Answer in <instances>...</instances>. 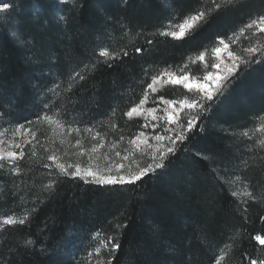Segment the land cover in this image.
<instances>
[{
    "label": "trees",
    "instance_id": "1",
    "mask_svg": "<svg viewBox=\"0 0 264 264\" xmlns=\"http://www.w3.org/2000/svg\"><path fill=\"white\" fill-rule=\"evenodd\" d=\"M5 2L13 9L0 13V123L14 128L27 122L36 139L25 146L19 172L6 164L0 169V222L28 216L24 225L0 227V264H214L225 244L232 245L226 264L264 259V246L253 239L264 236V133L243 135L264 114V61L241 64L185 131L183 143L177 141L166 167L134 184L102 186L43 167L53 164L49 130L35 123L47 109L108 139L135 136L143 120L124 113L143 97L151 77L164 69L179 74L185 64L199 76L202 63L191 61L201 51L210 56L218 37L227 42L264 14V0H217L218 9L212 0ZM208 7L209 22L183 39L160 35L170 21ZM258 42L264 44V34L241 38L234 50ZM104 48L128 56L105 60L98 56ZM92 64L95 69L86 71ZM77 72L86 79L77 78L66 92ZM184 94L180 87L162 92L173 100ZM237 176L246 182H237L239 190L247 186L256 201L241 204L244 197L231 195ZM109 238L121 245L111 255L110 245L101 246Z\"/></svg>",
    "mask_w": 264,
    "mask_h": 264
},
{
    "label": "snow or ice",
    "instance_id": "2",
    "mask_svg": "<svg viewBox=\"0 0 264 264\" xmlns=\"http://www.w3.org/2000/svg\"><path fill=\"white\" fill-rule=\"evenodd\" d=\"M62 3L67 4L68 0H61ZM212 4L215 8H220L222 5L217 2V0H212ZM13 9V5L5 2V0H0V13H7ZM213 14V8H201L196 11L195 14H191L184 18L181 22L173 24L171 21L169 22V29L167 31H163L160 35L170 36L175 39H183L186 35L190 34L195 30L197 26L202 24H207L209 22L210 17ZM178 29V30H176ZM251 34L250 36L248 34ZM257 34H264V14H259L255 18L250 19L248 23H246L243 27H241L238 32H234L232 36L228 37L226 42L225 38L218 37L217 45L213 46L210 50L211 54L216 57V60L219 63H211L205 64L204 67V75L202 77H197L191 73V70L188 68V65L185 64L182 68L179 69V74L173 71H169L168 69H164L156 75L151 77V81L146 84L143 92V97L139 100L138 103L134 104L130 107L124 115L128 119H133L134 117L143 116L145 120L148 119V116L151 117L153 121H163V125L160 123L152 124L153 128L162 127L163 134L156 133L154 135V139L156 141L155 145H152L148 142L146 138V133L143 131L138 132L135 136L128 139L129 148H125V155L121 156V153L117 151L115 155L117 157H121L119 162H114L110 164L104 170H93L91 164L86 167H81L79 163L73 164H64L59 163L60 157H58L55 152L47 157L49 161H52L53 164L45 163L43 167L51 169L53 166L59 170L60 175L71 176L72 178H81L84 179L87 183V177H91L92 181L98 185L102 186H123L125 184H134L135 182L141 181L143 177L149 174H155L157 170H162L166 167L165 161L168 160L170 154H175L177 148V141L183 143L186 139L185 131H189L194 126V121H196L201 111H207L208 107H210L209 102H213L217 95H222L223 91V81L228 79V77H221L218 72H213L211 69H219L221 64L225 63L223 54L227 53V58L231 61V64H225L228 68L229 74H234L236 69L239 68L241 64L245 66L250 64H256L264 61V44L262 43H249L248 46L244 47L241 52H236L231 48L232 44H236L241 41V38L251 39V37L256 36ZM151 43V41H149ZM222 46V47H221ZM136 53H141L143 49L136 48ZM206 51H201L192 61L191 63L196 64L198 62H204L206 57ZM121 53L123 56H128V52L124 49H121L119 52H110L107 48L101 49L98 53V56L104 58L105 60H115L120 57ZM259 54V55H257ZM102 62L100 60L97 61ZM96 67L95 64L91 66H85L86 71L90 72L94 70ZM167 77V79H165ZM84 80L86 79V75L80 72H77L74 77H72V83L68 84V87L65 89L66 92L71 91L73 83L76 79ZM181 85L184 89L191 93V97L185 96L182 99L173 100L166 99L163 95H160L153 99L151 102L155 104L154 107L144 108L143 106L149 103V91L155 95L158 92V88L156 85ZM214 83L216 87L214 90H209L208 84ZM59 85H56V88H59ZM56 95L59 93L56 92L55 88L52 89ZM164 105V107H161ZM185 110L194 111L195 115L190 116L186 121L182 119L181 113ZM145 113L147 115H145ZM260 123L259 125L250 131H245L243 133L244 136L248 137L254 135L256 132L264 133V114L258 116L257 118ZM43 122H47L49 124L54 122V117L45 113L43 116L38 117L36 120V124H40ZM57 124L60 125L61 128L64 127V123L60 120H55ZM32 123V122H29ZM167 125H174V127H168ZM23 127V126H21ZM112 127H115L113 124ZM142 128L148 127V123L141 125ZM33 139H36V132L31 129H25ZM92 133V128H84L81 130L80 128H75L72 126H68L67 132L70 135L72 132H75L79 135L81 132ZM168 132L175 133L174 136L167 135ZM3 135V133H0ZM102 134L100 132H96L94 137H100ZM121 140H124L125 137L121 136ZM164 141H168L169 143L165 144ZM31 141H29L30 143ZM63 142V141H62ZM3 141H0L2 144ZM37 143L39 140L37 139ZM77 145L81 144V141L78 139L76 141ZM260 145L264 147V139L260 140ZM20 147V145H17ZM146 147L151 151L148 152L151 162L146 164H140L137 159H135V155L138 151L143 154L142 148ZM96 146L94 145L92 151H95ZM47 151V149H46ZM36 153L32 152L34 156ZM81 155L83 152L80 153ZM67 155V153H65ZM25 156L24 152H14V151H5L3 148H0V169L5 167V162L13 164L12 172H19L20 166L16 163L17 159H23ZM123 161H129L130 163L126 167ZM135 164L136 167L132 168L131 165ZM244 167H248V162H243ZM69 169H73L69 171ZM113 169H115V174L113 173ZM123 173V174H122ZM49 175H53L52 172H49ZM245 183L240 176H237L235 180L230 181V183L237 185V190H233L231 195L233 197H244L241 200V204L248 203L249 200L256 201L258 197L252 192L249 191L247 186H245L243 191L239 190V183ZM52 183L50 182L45 187L50 189L52 187ZM264 200V197L260 198ZM248 209L244 208L243 212H247ZM264 220V217H261ZM28 220V216L25 215L21 218H16L13 215H8L3 218L2 222H0V227L3 226H11V225H24ZM119 227V226H118ZM97 237L100 236V233L96 234ZM255 241H257L260 245L264 246V236L259 234L253 237ZM30 243V241H29ZM111 246L112 252L110 255L114 253L116 249L120 248V243L118 240H114L113 238H109L105 243L101 241V246L104 248H108ZM232 249L231 244H225L223 248L219 250L217 255L214 258V264H226L230 256V252ZM101 251L100 248L96 249V252L99 253ZM91 255V254H90ZM98 264L100 262L98 261ZM106 264H111V260H108ZM248 264H264V259L249 258Z\"/></svg>",
    "mask_w": 264,
    "mask_h": 264
},
{
    "label": "rangeland",
    "instance_id": "3",
    "mask_svg": "<svg viewBox=\"0 0 264 264\" xmlns=\"http://www.w3.org/2000/svg\"><path fill=\"white\" fill-rule=\"evenodd\" d=\"M178 30V29H176ZM239 43L232 44L231 48L234 50V46H237ZM222 47V46H221ZM238 51V49H237ZM224 61L225 63L221 64L219 69H209L213 72H218L221 77H229L231 74L228 72V68L225 66V64L230 65L231 61L228 60L227 58V53L223 54ZM202 63V72L199 76L197 77H202L204 75V67L205 64H211V63H219L218 60H216V57L214 55H210L205 57V61L201 62ZM167 79V77H165ZM227 80V79H226ZM223 81L224 82L226 81ZM158 88V92L153 95L149 91V103L145 104L143 107L149 108V107H154L155 104H153L151 101L155 99L156 97L162 95L163 90L169 87H180L183 88L181 85H163L158 84L156 85ZM209 90H214L216 85L214 83H209L208 84ZM184 89V88H183ZM187 94H184L185 96L191 97V93H188L186 89H184ZM185 96H182V99ZM175 99V100H178ZM161 107H164V105H161ZM45 113L51 115L54 117V122L49 124L47 122H43L42 124L49 130V136H48V143L47 145L50 147V153L52 154L55 152V154L60 157V160L58 161L59 163H64V164H77L79 163L81 167H86L89 164L92 165L93 170H104L106 169L110 164H113L114 162H119L121 160V157H117L115 153L119 151L121 153V156L125 155L126 153L124 152L125 148H129L130 145L128 144V139L131 137L124 136L125 139H108L104 134H102L100 137H94L95 133L98 132L96 128L94 127H86V128H92L93 132L92 133H86V132H81L79 135H77L75 132H72L70 135L67 132L68 126H72L75 128H80L78 125H74V123H69L66 122L64 119L59 117L58 115L52 114L50 111L47 109H43L42 113L40 115L43 116ZM145 115H147L145 113ZM195 115L194 111H188L185 110L184 112L181 113L182 119L187 120L190 116ZM133 119H142L143 124L148 123V127L144 128L143 132L146 133V138L148 139V142L152 145L156 144V141L154 139V135L156 133H161L163 134V128L158 127V128H153L152 124L155 123H160L163 125V121L157 122L151 120V117L148 116V119L145 120L143 116L141 117H134ZM55 120H60L61 122L64 123V127L61 128L59 124L55 122ZM28 123L25 122L23 127L18 126L14 128H8L4 127L0 123V133H3V135H0V141H3L2 144H0V148H3L5 151H14L17 153L23 152L25 146L29 143V141L32 140L31 135L25 131V129L28 128ZM168 127H174V125H167ZM83 130L82 128H80ZM167 135L169 136H174L175 133L173 132H168ZM81 141L80 145L76 144L77 140ZM63 141V142H62ZM165 144L169 143L168 141H164ZM17 145H20V147H17ZM96 146L95 151H92L93 146ZM143 154H141L140 151H138L135 155V159L139 161L140 164H146L150 163V157L148 155V152L151 151L150 149H147L146 147L142 148ZM83 152L81 155L80 153ZM67 153V155H65ZM50 154V155H51ZM19 159H17L16 163L18 164ZM51 162V161H50ZM53 163V162H52ZM125 163L126 167L130 163L129 161H123ZM5 164L11 168H13V164L5 162ZM132 168H135L136 165L132 164ZM73 169H69V171H72ZM115 174V169H113V173ZM123 174V173H122ZM3 220V219H2Z\"/></svg>",
    "mask_w": 264,
    "mask_h": 264
}]
</instances>
